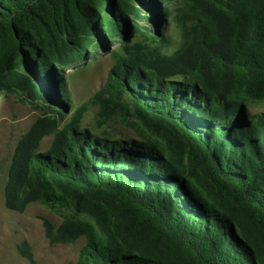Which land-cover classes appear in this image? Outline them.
<instances>
[{
    "label": "trees",
    "instance_id": "16d2710c",
    "mask_svg": "<svg viewBox=\"0 0 264 264\" xmlns=\"http://www.w3.org/2000/svg\"><path fill=\"white\" fill-rule=\"evenodd\" d=\"M115 43L90 103L98 125L117 111L135 138L83 125L87 103L65 111L66 69ZM5 91L44 108L17 142L5 205L60 212L42 217L45 235L84 236L78 264H264V111L247 109L264 101V0H0Z\"/></svg>",
    "mask_w": 264,
    "mask_h": 264
},
{
    "label": "rangeland",
    "instance_id": "374dc122",
    "mask_svg": "<svg viewBox=\"0 0 264 264\" xmlns=\"http://www.w3.org/2000/svg\"><path fill=\"white\" fill-rule=\"evenodd\" d=\"M166 29L171 44L165 50L172 51L181 44L180 28L174 19L168 18ZM133 39V35L129 36V41ZM119 47V43H115L111 49L95 47L88 57L66 69L70 104L65 109L68 108L69 118L77 107L87 103L83 125L107 131L119 138H135V126L123 122L117 111L105 123L98 125L99 106L90 103V99L106 83L116 63L113 50L119 51ZM122 100L127 101L125 96ZM247 109L251 113L264 111V101H254ZM43 111L39 102L22 100L14 92L0 94V264H78L80 251L86 244L84 236L73 243L51 244L45 235L42 217L50 218L56 225L61 223L63 217L60 212L39 201L31 203L23 212L8 209L5 205L4 187L17 142L32 123L43 115ZM128 117L135 121L133 117ZM51 139V136L47 137L44 144L48 145ZM23 242L29 244L33 259L20 253L18 246Z\"/></svg>",
    "mask_w": 264,
    "mask_h": 264
},
{
    "label": "water",
    "instance_id": "95a60500",
    "mask_svg": "<svg viewBox=\"0 0 264 264\" xmlns=\"http://www.w3.org/2000/svg\"><path fill=\"white\" fill-rule=\"evenodd\" d=\"M65 111L67 112V111H68V108H67V109H65Z\"/></svg>",
    "mask_w": 264,
    "mask_h": 264
}]
</instances>
